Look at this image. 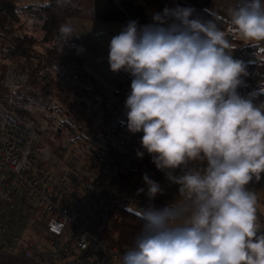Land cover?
I'll list each match as a JSON object with an SVG mask.
<instances>
[{
  "label": "clouds",
  "instance_id": "1",
  "mask_svg": "<svg viewBox=\"0 0 264 264\" xmlns=\"http://www.w3.org/2000/svg\"><path fill=\"white\" fill-rule=\"evenodd\" d=\"M165 7L151 23L130 20L109 43L114 73L131 76L127 129L179 195L137 208L144 221L120 264H264V226L247 185L264 173V88L242 95L247 75L216 20ZM234 32L264 42V0H241ZM71 38L72 28L61 25ZM179 170V174H177ZM149 201L161 185L143 174ZM143 192L144 189H139Z\"/></svg>",
  "mask_w": 264,
  "mask_h": 264
},
{
  "label": "built area",
  "instance_id": "2",
  "mask_svg": "<svg viewBox=\"0 0 264 264\" xmlns=\"http://www.w3.org/2000/svg\"><path fill=\"white\" fill-rule=\"evenodd\" d=\"M226 37L239 36L230 28ZM28 77L24 65L4 61L0 51V89L18 90ZM128 94L108 99L96 126L86 130L84 150L64 156L49 152L44 168L36 167L35 144L46 125L0 100V251L32 264H120L126 249L112 239L123 213L168 204L149 201L143 178H123L111 154L123 138L117 127L127 113ZM259 222L264 226V219Z\"/></svg>",
  "mask_w": 264,
  "mask_h": 264
},
{
  "label": "trees",
  "instance_id": "3",
  "mask_svg": "<svg viewBox=\"0 0 264 264\" xmlns=\"http://www.w3.org/2000/svg\"><path fill=\"white\" fill-rule=\"evenodd\" d=\"M181 7H193L194 15L203 20H216L227 32L232 28L229 12L220 5L223 2L232 9L241 0H176ZM170 0H41L21 3L20 0H0V51L4 61H18L27 68L26 84L15 91L0 89V100L9 110L27 114L46 125V131L35 148L64 156L69 152L80 153L86 146L87 128L95 127L97 114L112 96L130 92L131 76L123 72L125 82H118L113 93L105 94L98 86L100 78L85 64L78 52L79 36L72 28V37L61 33V25H69V19H94L127 23L137 20L141 25L151 23L154 12L169 7ZM27 29V30H25ZM40 30L41 36L36 32ZM233 49L253 52L257 58L245 63L244 92L247 95L264 88V46L250 43L239 37H227ZM108 62V58H106ZM67 77V78H66ZM64 78L67 90L61 88ZM108 98V99H107ZM264 100V94L259 96ZM123 134L113 145L111 154L120 164L123 178H139L144 173L161 184L165 175L151 162L145 152L136 158L142 133L127 129V113L117 127ZM44 151H46L44 149ZM44 153V152H43ZM41 162V161H40ZM264 201V197L260 198ZM144 221L136 212L126 210L121 221L113 227L116 237L112 243L127 249ZM0 264H32L23 256L0 251Z\"/></svg>",
  "mask_w": 264,
  "mask_h": 264
},
{
  "label": "crops",
  "instance_id": "4",
  "mask_svg": "<svg viewBox=\"0 0 264 264\" xmlns=\"http://www.w3.org/2000/svg\"><path fill=\"white\" fill-rule=\"evenodd\" d=\"M178 4L172 3L170 1L169 8L176 7ZM74 22V28L76 29V25L80 26V24L84 25V22L88 25H96L98 28H103L105 22L101 20H94V19H77V18H71ZM69 19V20H71ZM71 22V21H69ZM120 28L118 30H121V27L123 25H118ZM74 30V29H73ZM77 33L79 32L77 29L74 30ZM79 34V33H78ZM227 38V37H226ZM81 41L80 35H79V42ZM78 52L83 57L86 66L100 78V82L98 83V86L104 91L105 94L113 93L114 87L117 85L118 82H125V74L123 72L114 73L110 70L109 63L106 61V58H108V54H98L97 52H93V57L91 58L90 54L87 56V54H83L78 48ZM232 56L234 59H239L244 62V64L248 61V57L245 54L244 51H240L237 49H234L232 51ZM251 57V56H250ZM243 81V85L245 83L244 76L241 77ZM243 85L238 88V91L242 95H246L244 92ZM136 158L137 155L135 154ZM177 174H179V170H177ZM161 188L163 189L162 194H158L155 198L159 202L169 203L176 199V197L179 195V186L170 183L166 178L164 181L160 184ZM247 187L254 191V193L257 196V215L258 219H264V201L260 200V198L264 197V173L261 174V178L259 180H256L255 177L252 181H250L249 185Z\"/></svg>",
  "mask_w": 264,
  "mask_h": 264
},
{
  "label": "rangeland",
  "instance_id": "5",
  "mask_svg": "<svg viewBox=\"0 0 264 264\" xmlns=\"http://www.w3.org/2000/svg\"><path fill=\"white\" fill-rule=\"evenodd\" d=\"M34 1L39 2L41 0H20V2L23 4L28 3V2H34ZM170 1H171V4L175 3V2L177 3L176 0H170ZM77 19H80V18H77ZM69 21H71V22H69L70 26L74 30L77 29L79 31L78 32L79 34L75 31L78 36L80 35V39H81V41L78 44L79 50L81 52H83V54H87V56L90 54L91 58L93 57V55H92L93 52H97L99 55L100 54H108L109 43H110L111 38L113 36L117 35L120 31V30H118V28H120V26H118V25H123V26L126 25V23H122V22L104 21L105 22L104 27L98 28L96 25H91V24L88 25L84 22V25H82V24H80V26L76 25V29H75L74 28L75 24L72 21V19ZM25 30H27V29H25ZM36 34L38 36H41L42 32L40 30H38L36 32ZM244 52L248 57V59H247L248 61L252 60L253 58H257V55L254 54L253 52H248V51H244ZM65 80L66 79L62 78L60 80V84H61V88L67 90ZM122 82H124V81H122ZM40 120L42 121V119H40ZM43 122H44V120H43ZM44 149L46 151H44ZM48 153H49V150H47L46 148H41V149L37 148L36 149V156H37L36 167L44 168L47 166ZM136 207L142 208L139 206H136ZM136 207H130L128 210L132 211V212H136L137 211ZM157 209H159V208H157Z\"/></svg>",
  "mask_w": 264,
  "mask_h": 264
}]
</instances>
